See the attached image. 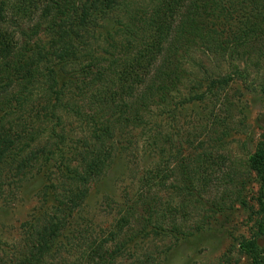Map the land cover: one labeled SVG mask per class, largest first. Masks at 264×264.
<instances>
[{"label":"rangeland","instance_id":"rangeland-1","mask_svg":"<svg viewBox=\"0 0 264 264\" xmlns=\"http://www.w3.org/2000/svg\"><path fill=\"white\" fill-rule=\"evenodd\" d=\"M73 1L76 13L68 23L80 38L75 65L82 66L67 76L91 55L110 54L107 37H121L109 24L91 26L85 35L77 22L85 0ZM118 1L107 19L126 11L137 16L154 2ZM58 38L45 32L28 45L48 53L60 45ZM191 54L175 63L184 71L177 93L138 127L80 110L78 99H72L78 110L55 108L49 89L37 85L31 99L0 116V132L31 129L11 154L0 153V264H25L27 258L34 264H98L99 256L88 253L99 251L123 218L122 244L132 242L125 248L111 242L116 254L105 264H252L243 243L258 232L262 214L248 160L264 133V69L222 53ZM210 95L219 109L215 127ZM206 153L212 157L207 173ZM141 194L138 217L129 211ZM44 242L38 255H30Z\"/></svg>","mask_w":264,"mask_h":264},{"label":"trees","instance_id":"trees-1","mask_svg":"<svg viewBox=\"0 0 264 264\" xmlns=\"http://www.w3.org/2000/svg\"><path fill=\"white\" fill-rule=\"evenodd\" d=\"M118 2L85 0L84 15L77 21L81 24L80 30L87 35L90 28L109 24L117 29L114 34L121 32V37H113L112 42L107 37L105 48L111 49L110 54L103 58L91 55L87 65L67 76L69 70L82 66L75 65L78 50L74 42L80 38L72 36L74 32L70 27L73 28L74 23H68L76 13L74 1L0 0V116L17 103L31 99L37 85L49 89L54 96L55 108L78 110L79 107L72 103V99H78L80 110L105 116L107 122L112 121L122 127H138L153 108L169 101L170 95L177 93L184 71L181 69L179 72L175 63L181 58L188 60L193 52L204 50L215 56L222 53L227 59H234L231 61L238 59L247 67L255 64L264 69V0H154L152 5L141 8L143 11L137 16L128 17L131 13L126 11L123 18L111 16L107 19ZM104 16L106 20L99 24ZM45 32L55 37L58 35L60 45L48 53L42 49L34 53L37 48L30 47L28 42ZM57 62L60 67L56 66ZM241 76L240 79L243 78ZM212 96L211 119L214 118L215 122L211 126L215 127L219 121L214 112L219 109ZM127 101L134 102L129 104ZM171 111L169 116L174 117ZM55 118L62 120L61 117ZM34 119H40V112L34 115ZM46 119L53 122L50 116ZM30 131H26L23 125L1 131L0 153L8 151L11 154L22 142V136ZM4 144L7 146L3 147ZM211 160L207 153L203 155L206 173L212 167ZM22 162L19 163V171L24 168ZM248 170L258 178L257 202L262 218L258 232L243 243V248L252 264H264V133L256 151L249 157ZM142 198L141 194L136 206L129 211L138 217L139 209L135 210L143 203ZM125 220L119 221L112 237L100 244L98 252H89L88 257L98 255V264H105L116 254L108 248L111 242L117 248H125L131 243L130 240L122 244L124 233L121 225ZM146 220L152 222L150 218L143 219L144 222ZM46 244H38V252L30 255H38ZM25 264H34V261L27 258Z\"/></svg>","mask_w":264,"mask_h":264}]
</instances>
